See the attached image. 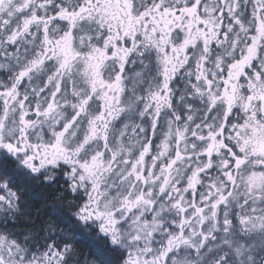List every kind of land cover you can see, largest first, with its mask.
Segmentation results:
<instances>
[{"label": "snow or ice", "instance_id": "1", "mask_svg": "<svg viewBox=\"0 0 264 264\" xmlns=\"http://www.w3.org/2000/svg\"><path fill=\"white\" fill-rule=\"evenodd\" d=\"M0 264H264V0H0Z\"/></svg>", "mask_w": 264, "mask_h": 264}]
</instances>
